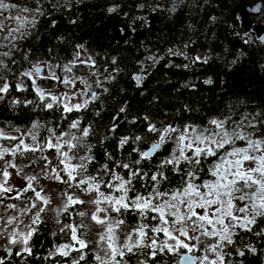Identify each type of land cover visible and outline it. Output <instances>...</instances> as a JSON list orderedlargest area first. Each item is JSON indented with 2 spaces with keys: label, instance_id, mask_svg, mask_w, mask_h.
<instances>
[{
  "label": "snow or ice",
  "instance_id": "1",
  "mask_svg": "<svg viewBox=\"0 0 264 264\" xmlns=\"http://www.w3.org/2000/svg\"><path fill=\"white\" fill-rule=\"evenodd\" d=\"M182 4L173 0L163 10L174 13ZM72 6L57 0H0V107L28 109L35 117L23 130L0 122V264L13 257L17 264H30L28 258L54 264H160L164 255L180 250H185L181 260L186 264H244L233 257L246 254L264 261V247H257L264 243V111L223 112L196 122L184 118V112L195 111L184 104L177 110L179 120L169 119L163 110L129 115V102L115 99L104 86L121 70L101 73L85 44L56 36L57 43L46 51L22 46L36 33L38 18H49L55 27L53 13ZM147 7L162 9L159 3ZM262 7L251 11L259 14ZM106 12L119 14L120 4L111 3ZM69 22L77 20L70 17ZM256 39L264 44V35ZM167 51L183 56L188 63L177 67L185 69L207 64L214 55L211 48L195 56ZM163 58L152 53L137 60L140 70L131 77L137 88L147 78V68ZM239 59L237 55L231 64ZM111 65H117L116 57ZM84 68L87 75L78 74ZM47 81L69 91L53 93L40 83ZM109 98L115 103L109 105ZM159 99L153 96L149 104ZM97 102L92 112L99 124L71 116ZM106 107L107 122L101 115ZM43 112L52 117L42 120ZM13 175L23 183L12 184ZM44 232L55 239L41 255L34 251V237ZM197 252L203 254L188 255Z\"/></svg>",
  "mask_w": 264,
  "mask_h": 264
},
{
  "label": "trees",
  "instance_id": "2",
  "mask_svg": "<svg viewBox=\"0 0 264 264\" xmlns=\"http://www.w3.org/2000/svg\"><path fill=\"white\" fill-rule=\"evenodd\" d=\"M15 2L23 4L28 0H15ZM57 2L70 3L73 6L70 11L53 13L52 18L57 21L55 27L50 26L49 18H38L40 22L36 33L23 42L22 46L31 45L46 51L47 47L57 43L54 40L56 36H63L71 44H85L86 48L92 51L101 73L107 75L104 73L105 68L119 67L121 70L119 73H114L116 75L114 81L106 82L104 86L111 90L115 99L129 102L132 107L129 115H134L137 110L153 113L163 110L169 114V119L179 120L177 110L183 109L184 104H190L195 109L192 113L184 112V118L190 116L196 122H202L210 116L223 112H235L238 116L244 112L264 111V67H262L264 44L256 39L255 32V28L264 23V7L261 8L260 16L251 18L255 28L246 26V22L245 25L243 21L247 20H242L240 16L243 6L256 3L264 5V0H183L181 7L174 13L163 10L170 7L173 0H81L79 4H76L75 0H57ZM113 2L120 4L119 14L106 12L107 6ZM156 3L161 4L162 9L150 11L147 5ZM138 4H145L146 7L137 8ZM125 12L128 13L127 16L123 15ZM213 16L217 18L216 21L210 20ZM70 17L77 22L70 23ZM245 33L248 34L247 37H244ZM240 37L249 39L250 42L244 44ZM185 44L188 45L187 48L183 47ZM64 47L67 48V44ZM209 48L214 55L207 64H195L187 69L177 67L188 63L183 56L170 55L167 51L179 50L195 56L206 52ZM225 49H227L226 53ZM152 53L164 58L147 68L148 76L142 87L137 88L131 78L133 73H138L140 70L141 65L137 60H143ZM36 54L40 56L41 53L38 50ZM216 54H221V58L217 59ZM237 55H240V59L232 65L231 61ZM112 57L117 58L115 66L111 65ZM151 63L145 61V65ZM88 72L89 69L86 68L78 70L80 75H87ZM207 79H211L212 83L205 84L204 81ZM186 82L195 85V88L183 87ZM40 83L48 85L49 89L54 87L60 89L63 86L57 85L59 83L55 81ZM121 89L123 91H120ZM141 91L145 92V95H140ZM16 95L28 94L16 93ZM34 95L32 93L29 98ZM107 95L104 94L102 99ZM153 96H158L160 99L150 105L149 101ZM115 99L109 98L107 103L114 104ZM98 106L99 102L90 105L81 113L74 112L71 116L73 118L81 116L85 118L83 122L95 120L99 124L100 118L94 117L92 112V109ZM101 115L107 122L109 115L107 107L101 110ZM40 116L42 120L48 121L52 113L43 112ZM34 118V114L28 109L9 111L6 107H0V122L10 121L12 126L22 130L28 127ZM103 133L102 127L97 140L102 138ZM106 143L110 144V142ZM102 151L103 149H99L100 153ZM172 179L175 182L177 177L173 176ZM54 239L44 232L43 235L34 237V243L35 246H40L42 241L48 249ZM252 241L255 243L256 238L253 237ZM56 242L60 241L56 240ZM257 247H264V243L257 244ZM184 252L185 250H180L175 255L166 254L160 258V264H178L179 257ZM233 258L244 260V264H264L259 255L246 254V258L238 256ZM29 260L31 264L35 262L34 259ZM17 261L16 259L14 264H17Z\"/></svg>",
  "mask_w": 264,
  "mask_h": 264
},
{
  "label": "water",
  "instance_id": "3",
  "mask_svg": "<svg viewBox=\"0 0 264 264\" xmlns=\"http://www.w3.org/2000/svg\"><path fill=\"white\" fill-rule=\"evenodd\" d=\"M258 4H260V3H256L253 5L247 4V5L243 6V8L240 10L241 18L243 17L244 19L247 20V21H244V24H245V22H246V24L248 23V25L245 24L246 26H250L251 28H255V23L251 18H256V17L260 16L261 11L259 14H257V13L252 12L251 9ZM255 32H256L257 36L258 35H264V25L263 26L261 25L260 27L255 28ZM184 254H182V255H184ZM188 255H192V254L189 253ZM178 264H186V262L181 260V256L179 257Z\"/></svg>",
  "mask_w": 264,
  "mask_h": 264
},
{
  "label": "flooded vegetation",
  "instance_id": "4",
  "mask_svg": "<svg viewBox=\"0 0 264 264\" xmlns=\"http://www.w3.org/2000/svg\"><path fill=\"white\" fill-rule=\"evenodd\" d=\"M18 181H19V183L21 184V183H23V181L22 180H20V179H18ZM12 201H6V203H11ZM14 202V201H13ZM18 203V202H17ZM46 247L47 246H44L43 248H41L40 246H35L34 247V251H36V252H39L41 255H43V254H46ZM14 251H15V249H14ZM3 253V250L2 249H0V254H2ZM18 260V258H11L10 260H8V261H6V264H14L15 263V260ZM28 259H33V258H28ZM30 261V260H29ZM35 262L33 263V264H46V262L48 263V264H52L53 263V261H43V260H34ZM31 264V263H30Z\"/></svg>",
  "mask_w": 264,
  "mask_h": 264
},
{
  "label": "rangeland",
  "instance_id": "5",
  "mask_svg": "<svg viewBox=\"0 0 264 264\" xmlns=\"http://www.w3.org/2000/svg\"><path fill=\"white\" fill-rule=\"evenodd\" d=\"M247 25H248V23H247ZM264 25V23H262V26ZM57 85H60V84H57ZM56 87H58V86H56ZM80 86L79 85H77V88H79ZM50 91H52L53 93H56V94H60V93H63V92H68L69 91V89L68 88H66L65 86H62L60 89H59V87L58 88H51V89H49ZM18 179H20L19 177H16L15 175H13V177H12V180H11V183L12 184H14V185H17V186H19L20 185V183H19V181H18ZM21 180V179H20ZM13 202V201H12ZM185 253V252H184ZM183 254V253H182Z\"/></svg>",
  "mask_w": 264,
  "mask_h": 264
},
{
  "label": "bare ground",
  "instance_id": "6",
  "mask_svg": "<svg viewBox=\"0 0 264 264\" xmlns=\"http://www.w3.org/2000/svg\"><path fill=\"white\" fill-rule=\"evenodd\" d=\"M244 18L242 17V20H243ZM243 23H244V21H243Z\"/></svg>",
  "mask_w": 264,
  "mask_h": 264
}]
</instances>
